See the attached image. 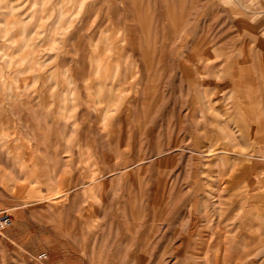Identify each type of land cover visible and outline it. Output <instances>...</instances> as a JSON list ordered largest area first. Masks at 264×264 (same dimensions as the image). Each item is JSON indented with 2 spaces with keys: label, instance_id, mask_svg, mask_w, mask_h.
<instances>
[{
  "label": "rangeland",
  "instance_id": "rangeland-1",
  "mask_svg": "<svg viewBox=\"0 0 264 264\" xmlns=\"http://www.w3.org/2000/svg\"><path fill=\"white\" fill-rule=\"evenodd\" d=\"M3 215L0 264H264V0H0Z\"/></svg>",
  "mask_w": 264,
  "mask_h": 264
},
{
  "label": "built area",
  "instance_id": "built-area-1",
  "mask_svg": "<svg viewBox=\"0 0 264 264\" xmlns=\"http://www.w3.org/2000/svg\"><path fill=\"white\" fill-rule=\"evenodd\" d=\"M10 225H11V220L9 219L7 215H3L0 217V229H5L6 227H9ZM45 258H46L45 255H41L39 257L40 260H43Z\"/></svg>",
  "mask_w": 264,
  "mask_h": 264
}]
</instances>
